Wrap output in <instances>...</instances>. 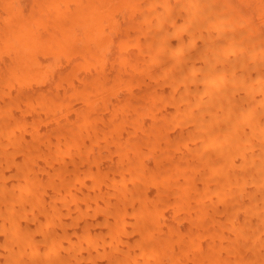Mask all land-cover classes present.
I'll use <instances>...</instances> for the list:
<instances>
[{"label":"bare ground","instance_id":"bare-ground-1","mask_svg":"<svg viewBox=\"0 0 264 264\" xmlns=\"http://www.w3.org/2000/svg\"><path fill=\"white\" fill-rule=\"evenodd\" d=\"M0 264H264V0H0Z\"/></svg>","mask_w":264,"mask_h":264}]
</instances>
